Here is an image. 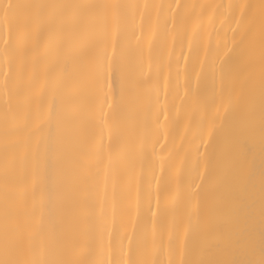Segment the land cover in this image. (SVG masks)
Instances as JSON below:
<instances>
[{
    "label": "bare ground",
    "instance_id": "1",
    "mask_svg": "<svg viewBox=\"0 0 264 264\" xmlns=\"http://www.w3.org/2000/svg\"><path fill=\"white\" fill-rule=\"evenodd\" d=\"M11 3L96 7L0 17V259L259 264L264 0Z\"/></svg>",
    "mask_w": 264,
    "mask_h": 264
},
{
    "label": "snow or ice",
    "instance_id": "2",
    "mask_svg": "<svg viewBox=\"0 0 264 264\" xmlns=\"http://www.w3.org/2000/svg\"><path fill=\"white\" fill-rule=\"evenodd\" d=\"M96 7L95 5H83V4H13L11 0L8 2H0V17H3L5 21L10 19L19 20L21 16H28L30 12L35 13L37 18L45 15H50L52 10L56 9H87ZM107 7V6H105ZM118 7V6H114ZM84 17H67L65 23L67 25H72L76 23L84 22ZM18 38H21L20 31L18 29ZM7 43V41H5ZM0 264H26V262L19 258V248H17V256L15 258L9 256L7 247L5 249L4 258L0 259ZM38 264H78L77 261L74 260H64V261H40ZM201 264H253V262H240V261H206L201 262ZM259 264H264V259H262Z\"/></svg>",
    "mask_w": 264,
    "mask_h": 264
}]
</instances>
